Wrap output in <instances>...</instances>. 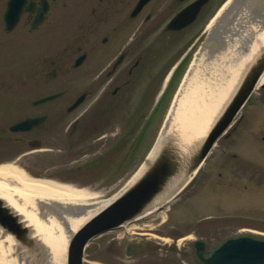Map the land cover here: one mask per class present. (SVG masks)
<instances>
[{
    "label": "flooded vegetation",
    "instance_id": "af4514ba",
    "mask_svg": "<svg viewBox=\"0 0 264 264\" xmlns=\"http://www.w3.org/2000/svg\"><path fill=\"white\" fill-rule=\"evenodd\" d=\"M9 1L0 0V163L20 159L25 169L36 176L82 186L61 179L55 167L33 166L28 161L39 160L50 152L65 154L58 148L63 143L68 144L69 154L80 143L91 142L94 130L103 129L110 122L103 116L104 111L101 112L106 95L108 100L104 103H109L110 113L139 86L141 93L136 100V111L142 112L147 98L157 92L165 79L169 83L165 92L168 94L196 46L195 26L218 0H208L194 21L177 29H169L168 23L196 0H147L140 7L139 0H15L12 9L15 13L19 11L15 24H8L5 19ZM74 77L87 79L89 86L72 97L73 91L66 82L73 81L70 79ZM48 84L54 89L47 90ZM258 91L260 94L252 97L240 121L224 138L226 141L236 134L237 141L251 140L250 136H254L264 142V107H260L264 103V86ZM54 94L58 96L37 103ZM80 96L83 100L69 110ZM2 97L9 100L8 105L1 104ZM84 103L87 106L75 113ZM251 105L253 109H249ZM24 119L37 121L9 131L10 126ZM140 120L138 117L136 123ZM133 127L136 128V124ZM230 157V163L239 171H232L231 176L221 174L223 184L237 180L238 184L257 182L255 167L245 170L243 167L249 163L233 153ZM154 220L150 217L136 221L135 231L129 233L135 237L127 241L119 240L120 230L113 231L115 253L120 254L124 247L125 256L144 259L148 255L144 241L152 235L149 231H154V226L148 222ZM237 225L241 227L226 235L263 234L258 225ZM155 232L170 235L176 246L180 239L186 238L162 233L160 229ZM203 240L206 242L205 238ZM164 242L161 239L151 248L162 249Z\"/></svg>",
    "mask_w": 264,
    "mask_h": 264
},
{
    "label": "water",
    "instance_id": "95a60500",
    "mask_svg": "<svg viewBox=\"0 0 264 264\" xmlns=\"http://www.w3.org/2000/svg\"><path fill=\"white\" fill-rule=\"evenodd\" d=\"M231 1L214 17L196 52L193 62L201 55L202 61L188 90L179 96L183 101L152 163L108 205L91 214L68 238L66 249L48 250L41 243L39 221L0 198L2 264H83L92 239L142 217L196 176L264 73V0H238L236 6ZM201 4L202 0L196 3L192 16ZM192 64L174 99L193 73ZM193 247L198 264H264V238L257 236H230L209 248L196 241Z\"/></svg>",
    "mask_w": 264,
    "mask_h": 264
},
{
    "label": "rangeland",
    "instance_id": "374dc122",
    "mask_svg": "<svg viewBox=\"0 0 264 264\" xmlns=\"http://www.w3.org/2000/svg\"><path fill=\"white\" fill-rule=\"evenodd\" d=\"M222 1L218 0L212 3L208 13L197 23L194 31L198 36L201 35L208 20L213 16ZM70 80L73 81L69 82L68 80L66 83L68 88L73 91L71 93L72 97L80 89L89 86L87 79L78 80V77H74ZM76 80L79 83L82 82V84L79 85ZM45 88L47 90L54 89L49 87V84ZM21 89L24 90L25 87L22 85ZM134 89L131 97L125 99V102L119 105L123 112L121 111L122 113L116 115L112 113V120L103 129L94 130L95 134L91 142L80 143L69 154L67 153L68 144L63 143L58 148H62L65 154L50 152L49 154L47 153L48 156H44L39 160L28 161V163H32L33 166L55 167L54 170H57V174L64 179H72L82 183L91 182L93 190L88 191L97 193V200L106 199L108 195L114 193V190L117 191L124 186L128 179L107 185L105 184L107 180L100 181L105 179L104 173H101V170L97 172L91 168L96 165L98 167L100 162L101 169V159L103 160L107 157L106 153L115 148L116 145L117 152L114 153L112 163L115 166L120 165L121 153H123L125 144H121L122 142H119L118 138L122 135L120 133L129 127L127 124L136 100L140 96L141 86ZM258 92L256 93L257 95ZM5 97L1 99L2 105L9 104V100L7 101L6 98L12 99L11 97ZM107 100L108 95L104 96L101 105ZM154 100H156V97L150 96L148 106H152ZM85 103L75 113L86 107L87 104ZM105 107L107 108L108 106ZM260 107H264V103L260 104ZM249 109H253V105ZM76 115L73 114V116ZM112 115L115 117L113 118ZM236 136V134L233 135L227 141L224 138L220 139L199 170L190 188L168 210L155 214V220L151 223V226H154V231H149V233H153L156 237L149 236L144 241L147 244L146 255L148 254L144 259L125 256L124 247L120 254H116L113 249L115 240L111 238L114 234L107 233L95 238L88 244L83 258L84 264H196L192 257L190 246L196 239L205 238L206 242L210 244L229 232L240 228L241 225L237 224L244 223L258 225L260 227L259 231L264 233V142L253 138L254 136H250L251 140L237 141ZM67 143H69V140ZM230 153L236 154L239 158L246 161L245 163H249L243 169L249 170L255 167V176L257 175L258 178L256 183L241 181L238 184V180L233 176L232 178L237 181L227 185L222 183L224 175L231 176L232 171H239V168H234L230 163ZM246 180L248 179L246 178ZM244 185H246V188H244ZM235 216H237L235 219H231ZM155 229H160L163 231L162 233H170L179 238L183 236L187 238L178 241L176 246V241L170 235L162 234V236L157 234ZM131 237L135 236L132 234L124 235L119 240L127 241ZM161 239L165 241L163 248L153 250L151 245L161 242ZM132 241L136 242L137 240L133 239ZM171 247H174V250H170Z\"/></svg>",
    "mask_w": 264,
    "mask_h": 264
},
{
    "label": "bare ground",
    "instance_id": "6f19581e",
    "mask_svg": "<svg viewBox=\"0 0 264 264\" xmlns=\"http://www.w3.org/2000/svg\"><path fill=\"white\" fill-rule=\"evenodd\" d=\"M231 2L232 6H236L238 0H232ZM202 58L203 56L201 55L193 62V73L184 82L183 88H181L180 93L174 99L173 107L171 106L170 112H168L167 123L163 126L155 147L152 152H149L144 164L128 181L126 187L142 174L158 154L183 101L179 99V96L184 94L186 89L188 90ZM263 82L264 73L258 83L262 84ZM24 164L20 159L0 163V198L31 214L33 221H39L43 236L41 243L48 250L66 249L67 240L75 230L91 214L97 213L114 199L113 197L100 201L97 200V193L87 189H80L70 183L55 181L45 177L38 178L34 172L27 171ZM91 169L97 168L93 167ZM174 193L154 208H151V211H148L145 216H148L159 207H164L165 210H168L169 204L173 203L171 201L176 196ZM40 214H43V217H40ZM151 223V221L148 222L150 225ZM132 230H134L133 225L128 227L126 231L131 232ZM151 236L154 237L153 233ZM0 264H2L1 256Z\"/></svg>",
    "mask_w": 264,
    "mask_h": 264
}]
</instances>
